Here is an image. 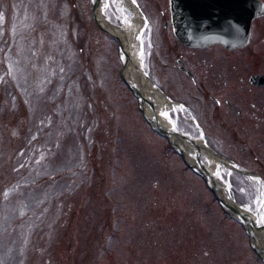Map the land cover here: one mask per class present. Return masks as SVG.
<instances>
[{
    "label": "rangeland",
    "instance_id": "374dc122",
    "mask_svg": "<svg viewBox=\"0 0 264 264\" xmlns=\"http://www.w3.org/2000/svg\"><path fill=\"white\" fill-rule=\"evenodd\" d=\"M147 1L153 16L166 8ZM104 6L117 25L134 16L121 0ZM91 9L0 0V264H262L240 224L146 126L120 79L117 42ZM147 28L145 69L156 64ZM252 29L241 54L264 65V17ZM242 151L225 148L255 159L249 169L264 177V147ZM226 170L233 198L257 213L259 185Z\"/></svg>",
    "mask_w": 264,
    "mask_h": 264
},
{
    "label": "flooded vegetation",
    "instance_id": "af4514ba",
    "mask_svg": "<svg viewBox=\"0 0 264 264\" xmlns=\"http://www.w3.org/2000/svg\"><path fill=\"white\" fill-rule=\"evenodd\" d=\"M136 2L144 13L147 39L155 52V67L146 69L160 91L153 94V113L160 110L158 95L164 97L173 124L169 127L157 117L158 125L190 138H204L212 150L240 168L258 165L255 159L236 160L225 152L226 147L235 151L252 145L264 147V82L260 80L264 65L248 63L250 54H241L250 44L231 50L222 45L185 46L174 33L169 0H164L166 8H158L159 17L150 8L155 3ZM262 17L253 20L252 28Z\"/></svg>",
    "mask_w": 264,
    "mask_h": 264
},
{
    "label": "water",
    "instance_id": "95a60500",
    "mask_svg": "<svg viewBox=\"0 0 264 264\" xmlns=\"http://www.w3.org/2000/svg\"><path fill=\"white\" fill-rule=\"evenodd\" d=\"M102 0L93 2V17L97 26L106 33L113 36L118 41L120 56L123 61V70L120 76L139 99L147 120L157 126L163 135L174 144L183 155L187 164L201 175L209 189L217 197L223 209L243 224L248 233L253 249L264 260V186L260 175L255 172L241 170L233 163L226 161L218 153H215L205 143L189 139V137L160 127L157 117L146 114L145 104L148 103L153 111V94L157 92V86L147 75L141 65L133 62L129 55L124 37L109 29L121 28L108 18L101 16ZM170 7L173 16L174 33L179 41L190 47L205 48L209 45L223 44L228 49L242 47L249 41L250 23L255 16L262 12L264 14V4L260 0H170ZM107 27H105L104 25ZM136 70L138 79H144L152 85V93L147 97L145 91L139 89L134 81L133 72ZM264 82V76H261ZM142 86V85H141ZM149 98V99H148ZM182 143L187 149H183ZM206 153L218 160V163L229 167L236 172L256 177L259 183L260 207L256 214L240 205L232 194L225 181L212 173L202 158Z\"/></svg>",
    "mask_w": 264,
    "mask_h": 264
},
{
    "label": "bare ground",
    "instance_id": "6f19581e",
    "mask_svg": "<svg viewBox=\"0 0 264 264\" xmlns=\"http://www.w3.org/2000/svg\"><path fill=\"white\" fill-rule=\"evenodd\" d=\"M110 3V0H106L105 4H101L100 10H102V15L105 18H108L107 14L105 13V6ZM121 6L126 10V7H130L131 9H134V6L129 5V0H122ZM134 11H137L135 8ZM126 14V13H125ZM125 14H122L121 19H122V25L120 26L121 28H116V29H109L111 31H115L119 35L121 34L124 37L127 49L129 51V55L132 57L134 60L133 62L137 63L138 65H141L144 63L143 60V46H144V41H143V31L145 30V22L140 18V16L134 12V16L132 19H127V16ZM109 19V18H108ZM110 20V19H109ZM104 25V24H103ZM105 26V25H104ZM106 27V26H105ZM107 28V27H106ZM136 73V70H134V74ZM135 78H137V75H135ZM139 82L141 85L144 87L145 90H147L146 95L153 91L152 85L148 84L144 79H139ZM159 97V113H157L156 117H158L159 120H162L164 123H166L167 126H173L172 122L170 119H168V113H169V104L166 99L160 95ZM190 139V138H189ZM195 141L202 142V140L197 137ZM194 141V142H195ZM204 144V142H202ZM203 156L206 157L208 160V168L210 171L214 174H216L218 177L221 179L225 180L222 175L221 171V164L218 163V160L206 153H203ZM227 170H231L229 167H227ZM226 170V171H227ZM226 181V180H225ZM226 185L230 188V184L226 181Z\"/></svg>",
    "mask_w": 264,
    "mask_h": 264
},
{
    "label": "trees",
    "instance_id": "16d2710c",
    "mask_svg": "<svg viewBox=\"0 0 264 264\" xmlns=\"http://www.w3.org/2000/svg\"><path fill=\"white\" fill-rule=\"evenodd\" d=\"M1 87H3V86H1ZM14 151H15V148H14L13 150L10 151V155H11V156H13Z\"/></svg>",
    "mask_w": 264,
    "mask_h": 264
},
{
    "label": "snow or ice",
    "instance_id": "6c2138e0",
    "mask_svg": "<svg viewBox=\"0 0 264 264\" xmlns=\"http://www.w3.org/2000/svg\"><path fill=\"white\" fill-rule=\"evenodd\" d=\"M93 2H95V0H93ZM135 2H136V0H133V3H135ZM217 103H219V102L217 101ZM262 220H264V217H262Z\"/></svg>",
    "mask_w": 264,
    "mask_h": 264
}]
</instances>
